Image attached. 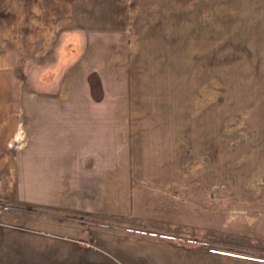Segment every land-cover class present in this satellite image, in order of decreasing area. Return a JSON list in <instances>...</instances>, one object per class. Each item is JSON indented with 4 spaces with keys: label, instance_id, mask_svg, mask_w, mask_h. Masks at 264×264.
I'll use <instances>...</instances> for the list:
<instances>
[{
    "label": "rangeland",
    "instance_id": "rangeland-1",
    "mask_svg": "<svg viewBox=\"0 0 264 264\" xmlns=\"http://www.w3.org/2000/svg\"><path fill=\"white\" fill-rule=\"evenodd\" d=\"M220 3L0 0V264H264L263 48Z\"/></svg>",
    "mask_w": 264,
    "mask_h": 264
},
{
    "label": "crops",
    "instance_id": "crops-1",
    "mask_svg": "<svg viewBox=\"0 0 264 264\" xmlns=\"http://www.w3.org/2000/svg\"><path fill=\"white\" fill-rule=\"evenodd\" d=\"M221 23L229 30L232 46H254L263 48L264 55V0H220ZM253 41V43H246ZM260 53V51H256ZM115 152V158H116Z\"/></svg>",
    "mask_w": 264,
    "mask_h": 264
}]
</instances>
